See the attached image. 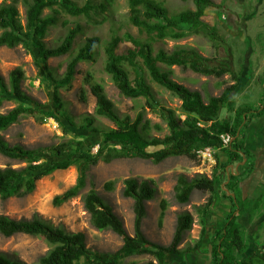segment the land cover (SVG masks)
<instances>
[{
	"label": "trees",
	"instance_id": "16d2710c",
	"mask_svg": "<svg viewBox=\"0 0 264 264\" xmlns=\"http://www.w3.org/2000/svg\"><path fill=\"white\" fill-rule=\"evenodd\" d=\"M6 1L11 2L5 3ZM20 1L4 0L0 6V48L12 49L23 46L28 51H37L39 55L37 66L42 79L50 82L48 86L53 85L56 109L46 112L29 104L31 99L22 89L24 74L20 68L10 73L8 84L0 74V106L4 101L17 102L16 107L6 114H0V133L18 123L23 116H34L39 121L50 117L62 123L59 115L64 104L59 89H71L78 65L95 60L101 40L98 37L87 38L68 62L63 76L57 79L53 71L48 68L47 62L49 59L72 54L76 37L81 33L82 28L75 26L68 29L56 46H49L45 41L48 32L50 28L57 26L61 14L90 17L94 10L107 11L115 0H103L97 6L90 2L80 6L77 0H22L26 8L25 25L21 22L17 8ZM194 4V10L188 9L171 14L166 0H128L129 22L145 37H135L130 33L122 37L114 34L103 48L106 57L104 71L114 85L127 98H144L146 107L166 120L169 133L162 138L151 136L153 127L162 131L160 125H152L150 120L145 119L144 112H139L134 119L128 115L121 117L103 87L90 83V93L96 99L95 113L83 118L79 128L101 136L97 143V153L93 154L88 150L76 157L79 148L74 150L70 142L27 149L10 145L0 134V154L26 164V167L21 169L10 166L0 168V199L28 195L34 191L35 184L39 180L55 171L66 170L77 162L80 167L75 186L53 200L55 206H60L79 195L86 186L89 168L101 160L109 164L117 159L140 158L160 164L172 157H188L196 160L198 149L210 148L216 157L213 176L196 175L188 179L180 176L175 186V198L180 204H186L190 201L193 190L209 193L207 202L203 206L196 207L197 212L205 220L215 203L219 181L226 180H222L221 174L225 175L224 171L228 165L240 164L235 172L226 175L228 182L223 197L231 201L232 208L224 224L211 237L210 264H264V244L243 255L247 250V241L240 223L244 215L253 222L264 214V193L252 203L249 198L243 196L241 187L254 170L253 154L246 146V131L250 123L264 116V104L258 108L249 104L237 105L235 95L239 92L242 75L235 72L230 59L218 61L216 58L205 57L192 48H177L172 52L163 49L155 51L154 45L158 41L181 40L192 35L206 37L216 49L225 43V39L218 33L216 27L202 20L206 16L207 9L218 6L212 0H194ZM46 10H49L50 14L44 15ZM123 42L130 43L131 47L121 53L119 48ZM160 64L168 68L178 66L184 70L190 69L208 77L222 78L230 75L233 84L228 85L219 96H211L205 101L199 91L191 90L172 80L171 72L163 71ZM147 75L154 83L168 90L181 101L184 120H181L173 109H167L159 104L147 81ZM80 101L87 102L85 92L81 93ZM224 110L227 117L221 119ZM97 117L108 119L115 128H100L96 125ZM63 130L64 133H68L66 127ZM224 135L232 138L226 146L222 138ZM218 152L227 155L226 163L221 164ZM45 154L56 159L37 164L39 157ZM124 184L123 195L134 200V236L127 234L122 220L99 196L94 186L83 198L84 207L91 216L93 226L100 231L110 230L122 237L123 246L115 253L91 251L86 246L84 233L67 232L37 217L15 221L0 216V234L11 237L22 233L43 238L51 249L40 259V264H81V262L122 264L127 258L141 255H150L156 261L147 264H166L169 256L183 254L179 246L186 232L192 229L193 215L184 212L178 216L175 233L169 245L153 243L144 236L142 222L146 215L145 203L151 201L156 193L154 183L148 180L139 182L135 178H130ZM113 185L114 182L106 183L105 190L111 191ZM166 205V201H162L161 221L165 215ZM203 222L202 220V224ZM206 236L204 222L200 239L185 252L188 254L197 252ZM0 264L26 263L11 260L0 254Z\"/></svg>",
	"mask_w": 264,
	"mask_h": 264
},
{
	"label": "rangeland",
	"instance_id": "374dc122",
	"mask_svg": "<svg viewBox=\"0 0 264 264\" xmlns=\"http://www.w3.org/2000/svg\"><path fill=\"white\" fill-rule=\"evenodd\" d=\"M102 1L77 0L76 2L80 6L87 2L97 6ZM212 1L218 7L207 9L206 16L202 20L210 26H215L218 33L225 39V43L219 49H216L206 37L192 35L181 40L158 41L154 45L155 51L163 49L172 52L177 48H192L201 55L216 58L218 61L230 59L235 72L242 75L239 92L235 95L237 105L249 104L258 108L264 104V0ZM10 2L6 1L5 3ZM3 3L4 0H0V6ZM166 3L171 14L195 9L194 0H166ZM17 8L21 22L25 25L26 8L22 0L17 4ZM48 14L50 11L46 10L44 15ZM75 26H80L82 31L76 37L73 53L49 59L47 62L48 68L53 71L57 79L63 76L68 62L87 38L98 37L101 43L94 61L78 65L71 89H59L64 104L59 115L62 123H58L50 117L39 121L34 116H23L18 123L0 133L5 141L12 146L17 145L27 149H38L70 142L74 150L79 148L76 157L88 150H91L93 154L97 153V143L101 136L79 128L83 118L95 113L96 99L90 93V83H96L103 87L121 117L128 115L134 119L139 112H144L145 119L150 120L152 125L158 124L162 128V131H158L153 127L151 136L162 138L168 134L166 120L160 114L147 108L144 98L130 99L123 96L104 71L106 57L103 48L112 35L118 34L122 37L126 33H130L135 37H145L129 22L128 0H115L107 11L94 10L90 17H73L61 14L57 26L50 28L45 41L49 46H56L63 39L67 30ZM129 47H131L130 43L123 42L119 52H125ZM38 58L37 51H28L23 46L12 49L2 47L0 48V74L8 84L10 73L20 68L24 74L22 89L31 99L29 104L47 112L56 109L53 85L48 86L50 82L42 79L37 66ZM159 66L163 71L171 72L172 80L191 90L199 91L205 101L211 96H219L228 85L233 84L230 75L215 78L197 74L190 69L184 70L178 66L171 68L163 64ZM146 78L159 104L167 109H173L176 115L184 120L181 101L171 92L154 83L148 75ZM82 92L86 93L87 102L85 103L80 101ZM16 106L17 102L15 101H4L0 106V114H6ZM226 117L227 113L224 110L220 118L225 119ZM96 125L102 129L115 128L111 121L101 117H97ZM249 126L246 131L249 136L246 146L250 147L252 151L254 170L241 187L243 196L254 203L259 195L264 193V116L255 119ZM64 127L68 129V133H64ZM219 158L221 164L228 161L224 152H219ZM54 159L56 158L45 154L39 157L37 164L48 163ZM8 166L21 169L26 167V164L0 154V168ZM239 166L240 164H230L225 168V175L221 174L222 180H226L225 182L219 181L215 203L205 220L197 212L196 207L203 206L207 202L209 193L193 190L190 201L186 204H180L175 198V186L180 176L187 179L196 175L213 176L216 157L213 155L211 159L203 158L199 154L196 160L188 157H172L160 164L140 158L117 159L109 164L101 160L89 168L86 186L79 195L60 206H55L54 198L75 186L77 182L80 164L76 162L66 170L55 171L39 180L35 184L34 191L28 195L0 199V216L15 221L31 220L37 217L55 227L63 228L67 232L84 233L86 246L91 251L115 253L123 246L122 237L110 230L100 231L93 226L91 216L84 207V196L94 186L99 196L112 207L114 213L122 220L127 234L134 236V200L123 195L124 182L130 178H135L139 182L153 181L156 193L151 201L145 203L146 215L142 222L144 236L153 243L169 245L175 233L178 216L184 212H190L194 217V223L192 229L186 232L179 246L183 254L169 256L166 264H210L211 237L224 224L232 208L231 201L223 197L228 182L226 175L236 171ZM108 182H114L111 191L105 190L104 186ZM162 201H166L167 205L164 218L161 221ZM202 220L205 222L207 236L197 252L188 254L185 252L188 247L194 246L200 239L204 224V222L202 224ZM240 223L247 241V250L243 254L246 255L257 246L260 247L264 244V214L253 222L247 215H244L241 217ZM50 249L51 246L40 237L22 233L11 237L0 234V254L11 260L26 264H40V259ZM150 261L156 263L152 256L141 255L127 258L122 261V264L132 262L147 264Z\"/></svg>",
	"mask_w": 264,
	"mask_h": 264
},
{
	"label": "built area",
	"instance_id": "2783aa9c",
	"mask_svg": "<svg viewBox=\"0 0 264 264\" xmlns=\"http://www.w3.org/2000/svg\"><path fill=\"white\" fill-rule=\"evenodd\" d=\"M225 146L232 141V138L229 135L222 136ZM197 153L200 157L211 159L213 156V151L210 148H204L203 150H198Z\"/></svg>",
	"mask_w": 264,
	"mask_h": 264
},
{
	"label": "crops",
	"instance_id": "0c3cea01",
	"mask_svg": "<svg viewBox=\"0 0 264 264\" xmlns=\"http://www.w3.org/2000/svg\"><path fill=\"white\" fill-rule=\"evenodd\" d=\"M251 124V123H250ZM249 124V125H250ZM250 127V126H249ZM249 127L247 128V130L249 129ZM246 133H248V132H246ZM249 136L247 135V138H248ZM250 145H251V143H250ZM249 149H250V147H248ZM219 153V152H218ZM225 159V158H224ZM228 170H229V167L227 168ZM227 171V170H226ZM227 172H229V171H227ZM235 172V171H234Z\"/></svg>",
	"mask_w": 264,
	"mask_h": 264
}]
</instances>
